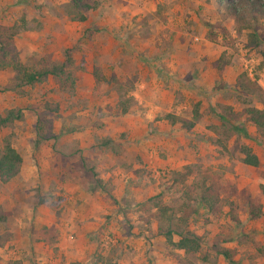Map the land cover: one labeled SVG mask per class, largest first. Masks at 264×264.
Wrapping results in <instances>:
<instances>
[{"label":"rangeland","instance_id":"1","mask_svg":"<svg viewBox=\"0 0 264 264\" xmlns=\"http://www.w3.org/2000/svg\"><path fill=\"white\" fill-rule=\"evenodd\" d=\"M97 1L98 6L85 11V20L80 22L67 14L68 0H0V26L12 24L21 15L39 23L36 28L31 23V29L13 38L20 61L27 68L61 62L65 50L73 61L66 69L73 81L71 89H61L56 80L48 76L32 87H22L23 93H20V88H13L9 77L6 79L7 74L0 70L2 116L8 109L20 111L11 104L8 108L7 95L27 96L36 87L33 101L22 107L26 113L20 112V119L0 127V146L4 137H8L11 144L18 143L24 131L19 133V128L28 121L30 128L25 135L34 141H55L53 137L60 132L59 136L65 139L51 145L53 157L59 164L66 162L69 166L74 159V166L81 169L78 160L84 158L81 151L75 148L74 152L66 154L73 148L68 142L72 139V129L87 127L92 147L98 138L107 137L106 133L125 141L128 133L118 132L120 124L133 121L137 124L139 120L135 119L147 113L151 123L165 113L189 118L193 103L199 101L201 116L188 131L178 125L173 129L164 126L174 132V141L166 139L167 132L161 134L165 138H161L159 132L154 134L156 154L163 155L161 150L170 155L175 150L172 165L144 173L145 176L150 174L157 192L138 201L132 196L131 200L116 201L109 197V183H103L105 190H100V199H110L111 210L107 207L95 210L80 219L73 207L69 215L61 211L64 198L55 188L53 179L14 176L0 182V214L5 213L3 221L0 220V264H149L150 261L152 264H169L170 261L184 264L185 260L216 264L218 257L213 248H223L222 241L233 239L245 247L244 264H254L252 258L264 254V222L257 227L255 221L250 224L245 220V197L260 203L264 216V138L244 119L231 87L235 76L246 71L258 85L251 100L258 108H264V60L246 45L245 33L249 29L235 31L236 23L226 5L231 3L243 10L256 33L264 37V0L258 1L260 9L252 11L246 7V0ZM209 35L212 41L207 38ZM221 53L227 62L217 71L214 61ZM176 60L191 61L189 69L183 68V79L175 77L170 69L169 63ZM197 60L203 65L199 74L193 66ZM92 66L98 67L106 81H95ZM174 85L177 90L172 88ZM215 85L216 90L205 97L204 93L212 91ZM129 97L132 100H128L127 113H119L117 102ZM228 107L235 119L243 122L247 137L231 131L226 121L216 116L215 113L225 114ZM121 119L123 122L117 124ZM107 125L106 132L103 127ZM154 127V131L159 129L157 124ZM115 143L113 147L119 148ZM36 145L34 142L29 153L31 166H37ZM239 145L249 147L258 157V167L240 162ZM90 178L89 173L81 169L79 180L85 187L93 186ZM203 193L216 199L211 209L198 208L196 201ZM157 201L170 208L167 214L171 215L172 222L161 220L163 226L169 224L175 228L176 216L182 212L188 215L189 229L201 232V247L197 253L183 255L167 246L164 240L148 241L147 230L151 233V227L159 223L153 206ZM39 208L41 215L52 216L57 223L69 220L75 224V231L64 229L69 239L54 223L43 228L32 226L35 216L40 214ZM129 236L141 237L140 250L144 252L136 259ZM64 244L65 254L61 248ZM152 245L161 255L147 253L153 249ZM73 253L77 254L74 258L68 255ZM220 258L223 264H228L222 256Z\"/></svg>","mask_w":264,"mask_h":264},{"label":"crops","instance_id":"2","mask_svg":"<svg viewBox=\"0 0 264 264\" xmlns=\"http://www.w3.org/2000/svg\"><path fill=\"white\" fill-rule=\"evenodd\" d=\"M14 19L15 17H13L12 20ZM190 62V60L188 62L176 60L175 62L169 63V66L170 69L176 74L175 75L173 73L175 77L177 76L179 79H183V68L189 69ZM185 64L188 66H186ZM193 66L197 70L196 73L199 74L203 65L200 61L197 60ZM3 71L5 72V74H7L6 79H8V77L12 75V72L9 69H4ZM35 88L36 87H33L32 93L28 94L27 96H18L14 94L7 95V99L5 102L6 105L8 106V108H10V104L14 107H19L21 113H26L27 110L22 107L27 102L33 101V97L35 95L34 91L36 90ZM172 88L177 90L175 85ZM160 91L162 93L166 92L165 89H161ZM137 119L139 121H137ZM135 120L138 122L137 124H134V121L132 123L126 122V124H120L121 126L118 132L128 133V137L125 141L116 140V136L114 137L113 134L106 133V136L116 142L117 144H115L117 145V147H119L116 148V153L114 154L111 153L109 150L105 151L102 147L98 146L97 143L92 145L91 147L89 130H87V127L85 126L80 130H73L71 132L72 139H68L71 140L68 142H70L69 144L73 145V148L71 152L66 154L69 155L70 153L74 152L75 148L79 150V153L81 151V154L85 158V161L87 163H90L91 166L94 165L93 169L97 177L102 181V183H109V195L113 200L116 201L120 199L124 200L125 198H127V200H131L132 197L133 200L138 201L143 198L149 197L151 194L157 192L156 184L152 182L151 179H149L148 175L150 174L145 176L144 173H147V170L151 171L155 170V168L170 166L172 160H174L175 158V154H173L175 152L174 149L172 150V153L170 155L169 153H167V151L163 152L161 150L159 151L163 155L156 154V151H154L153 149V139L154 134L156 135V132H159V136L161 138H171V140L174 141L173 138L176 137L173 135L174 132L170 129L175 128V125H178V127H180L179 124H169L165 120L155 119L151 123V119L148 113L143 117H137ZM108 122L109 121L106 120L104 121V123L106 124H108ZM120 122H123L122 119L117 122V124ZM149 122L151 124H149ZM28 123V121L23 123L22 127L19 128V133L21 132L20 130L24 131L23 135L20 136L18 143L11 144L12 147L21 156V165L15 177H35L39 179H53V182L55 183V188L60 190L61 195L64 198L62 204L63 209L61 211L64 212L65 215H69L70 213H72V207L73 209H75L78 214V218L80 219L86 218L87 215L92 214L95 210H106V207L108 209L112 208L113 206H109L113 205L110 203V199H100V189L94 186L85 187L83 183H81V181L79 180V172H81V169L76 168V166H74V159L71 161L72 165L69 166L66 162L65 164H59L53 157L54 155L51 152V145L55 146L58 141L63 142V140L65 139V137L63 138V135L59 136L60 132H56L55 141L53 139H43L40 142H37L35 148L37 166H31L29 162H31L32 159L30 156L31 154L29 153H31L32 146L35 141L33 139H29L28 135H25L28 129L30 128L28 126ZM156 124L159 126V129L157 128V131H154L155 129L153 130V128H155L154 126ZM164 126H168L170 129H166ZM103 128L106 131L109 128V125ZM165 132H167L165 137L161 136V134L163 135V133ZM89 148H91L92 150H88ZM87 152H90L91 155L89 156ZM55 178H59L61 179V181L54 180ZM46 185L47 183L45 184V186ZM40 212H42L41 208H39V213ZM35 217L36 218L34 219V221H32V226L34 228H43V226H49L54 223L53 225H55V227H57L64 235H66L68 239L69 235L64 233V229L68 232L76 230L75 224L73 222L70 223L69 220H65L63 222L62 220H59V223H57L52 219V216L41 215V213L37 214ZM245 220H247V222H250V224L252 223V221H255L254 224L259 227L262 222H264V216L260 215L258 218L253 220H249L245 217ZM193 232H195L197 235L201 234L200 231L193 230ZM146 233H149V242H162L163 240L161 236L155 234L156 227L154 225L151 227V233L148 232V230ZM128 240L129 244H131V246L135 249V254L133 257L136 259L141 256L144 252L142 248V251L140 250V244L142 243L141 237L132 239L131 236H129ZM65 244L61 247L63 249L64 254L66 253L64 249L66 246ZM220 245H223V248L229 251V253L231 254L230 257L234 262L239 261V264H244L247 259V255H245L244 253L246 250L245 247L242 246V244L233 239L229 240L228 242L222 241ZM151 248L153 249L148 251V254H152L153 256L155 254L161 255L159 254V251H155V249L157 248L155 247V245H152ZM68 255H71L72 258H74L77 254L73 253ZM217 257L218 259L216 264H223L220 255H217ZM252 260H255L254 264H264V254H257L252 258ZM169 264H171V261L169 262Z\"/></svg>","mask_w":264,"mask_h":264},{"label":"trees","instance_id":"3","mask_svg":"<svg viewBox=\"0 0 264 264\" xmlns=\"http://www.w3.org/2000/svg\"><path fill=\"white\" fill-rule=\"evenodd\" d=\"M259 0H246L248 10L252 11L255 9H260L261 7L258 4ZM98 6L97 0H68L66 5V12L69 17L76 21H84L85 15L84 12L87 10L95 9ZM35 11L39 15L40 12L36 7ZM227 12L232 16L233 20L236 23V32L241 30H248L245 33L246 36V45L249 48L256 50L264 60V37L260 36L251 26L250 22L247 21L245 13L243 10H239L235 5L229 3L226 5ZM31 23L34 24V28L39 26V23L35 19L27 20L25 16L21 15L16 20L13 21L10 25L0 26V70L9 69L12 72V75L9 77V81L13 83V88H20V93H23L21 90L24 86L32 87L36 83H40L45 80L48 76L54 78L61 89H71L73 81L69 75V72L66 70L69 68L73 61L71 57L66 53L65 50L64 58L61 62L55 63L51 62L47 65H42L39 68H27L19 58V53L15 48L13 38L20 32L31 29ZM252 27V29H250ZM209 40L212 41V37L207 36ZM227 61L224 59L223 54L219 56L214 61L215 70L219 71L221 67ZM92 77L97 82L106 81V79L99 74V69L97 66L91 67ZM217 85H215L212 91L204 93L205 97H208L211 93L216 90ZM232 90L236 93L235 100L241 105V113L244 116V119L252 124L254 129L258 134L264 138V108H258L254 105L251 100V96L258 89V85L254 79H251L247 76L246 71L239 72L234 79ZM129 98H122L117 102L119 107V113L125 114L128 111V100ZM199 101H195L191 107L190 117L182 118L173 113H165L160 117H155V120H165L169 124H179V126L188 131L193 128L196 121L201 116V111L199 109ZM216 116L222 121H226L229 125L231 131L247 137V131L243 122L237 121L235 115L230 107H228L225 114L215 113ZM20 111H14L8 109L5 111V114L0 115V127L7 126L13 120L20 119ZM75 130V129H72ZM69 131V130H68ZM67 131V132H68ZM66 132V131H64ZM40 138L43 139L40 135ZM56 138L55 136L53 137ZM37 140L35 143L37 144ZM97 145L109 150L111 153H116L114 141L109 137H100L96 141ZM223 147V146H222ZM224 148V147H223ZM237 151L240 154V162L244 165L251 167H258L259 160L258 157L250 150L249 147L245 145H239ZM264 153V147H263ZM79 163L81 169L88 172L90 175L91 183L94 187L104 191L102 181L97 177L93 167L89 165L84 158H79ZM21 165V156L19 153L12 147L8 137H4L2 144L0 146V182L4 183L14 177ZM175 174H179L178 171H174ZM264 178V172L262 173ZM244 194V191H241ZM155 195V197H157ZM110 197V195H109ZM111 198V197H110ZM113 200V199H112ZM150 200V198H147ZM216 199H213L211 196L202 194L199 197L197 202L198 208H207L211 209ZM245 203L247 204L246 218L253 220L258 218L261 215V204L252 198L246 196ZM155 208L156 218L158 224L156 226L157 235L162 236L164 243L171 247L173 250L181 251L183 255L195 254L199 251L201 247V237L193 232L188 227V215L183 214L176 216L175 224L172 228L167 225H162L161 220L171 223L172 217L168 215L167 212L170 210L168 205L162 204L160 201L153 203ZM5 213L0 214V220L3 221ZM173 236H176V239H173ZM215 248V247H214ZM214 252L217 255L222 256V258L228 263L232 264L234 261L230 257V253L227 249L224 248H215ZM149 264H152L150 261ZM184 264H195L189 260H185Z\"/></svg>","mask_w":264,"mask_h":264}]
</instances>
